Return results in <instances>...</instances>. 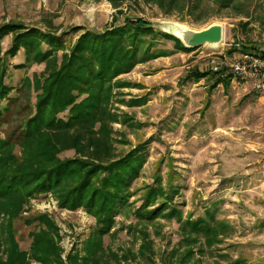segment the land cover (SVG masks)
Here are the masks:
<instances>
[{"label":"rangeland","instance_id":"obj_1","mask_svg":"<svg viewBox=\"0 0 264 264\" xmlns=\"http://www.w3.org/2000/svg\"><path fill=\"white\" fill-rule=\"evenodd\" d=\"M139 18L153 31L132 67L112 78L92 125L77 121L88 93L64 107L71 93L50 89L49 73L88 30ZM213 24L225 29L220 47L188 51L167 37L176 25ZM3 26L12 29L0 38V89L12 88L0 94V264L13 246L30 264H264V90L212 68L238 55L231 42L264 44V0H0ZM32 30L62 47L42 60L25 46L8 51ZM120 167L136 175L119 181L112 208L89 202V189L72 209L82 182L103 190L98 174L114 183ZM46 171L59 179L50 185ZM211 212L215 231L205 227ZM41 238L61 246L59 261L35 258Z\"/></svg>","mask_w":264,"mask_h":264},{"label":"trees","instance_id":"obj_2","mask_svg":"<svg viewBox=\"0 0 264 264\" xmlns=\"http://www.w3.org/2000/svg\"><path fill=\"white\" fill-rule=\"evenodd\" d=\"M133 22L134 21H131L132 24L127 25V23L120 27H116L114 30H109L105 33H97L88 30L83 36H81V38L75 44L71 51V54L63 56V66L58 71L49 73L50 76H48L49 80L47 81L48 83H50V89L52 88V86H54V92L66 91L68 93H71L68 95L69 97L65 100L63 104L64 107H67L71 104L78 105V103H76L75 101H78L81 98V95L83 96L84 94L88 93V96H85V98H82L79 101L82 102V115L80 114V109L76 108L75 106V116L77 117V121L82 117V123L86 122L92 125L97 120L96 114L99 110L102 111L106 108L105 106L109 104L110 98L112 97V78L118 73L120 69L129 70L132 67V64H130V62L136 60V52L138 51V49H140L142 45L141 36L146 35V33L150 31H153V29L148 28L146 26V20L144 18H139L137 21H135L134 23ZM11 29V26H3L0 30V38L4 35V33H7L8 30ZM51 36L53 35L46 32L44 33L39 30L22 32L21 34L16 36L13 46L8 51L14 53L15 56L20 46H25L26 52L24 51V54H26L28 58L29 56L34 54L33 52L36 51V54H34V58H36L37 60L38 58L45 59L51 56L53 53H56L55 51L62 47L60 39L56 36ZM129 36H131V38ZM167 37L170 39H174L177 43L181 42L178 38L173 35H167ZM129 38L132 39V48L128 47L127 45V40ZM43 44H47L50 49L39 48L40 45ZM183 46L185 47V45ZM243 48L250 49L249 46L248 48H245V46H243ZM185 49L188 51H194L198 48L190 49L185 47ZM236 50L238 49L236 47H233L229 50V53H234ZM8 64H10V62ZM193 75L195 77L202 78L207 74H202L201 72L196 71L193 72ZM10 88H12V86L8 83L4 84V86H2V88L0 89V94L4 90L6 91ZM9 93H7L8 97L11 95ZM73 97L74 100L71 101ZM3 115H5V113L0 111V119L3 118ZM62 123L65 125L67 124V122ZM134 161L135 159L127 161L124 165V169L129 170V165L132 163V165H136ZM61 164L68 166L67 162ZM70 167L71 166L69 165L68 168ZM117 169L119 172H116L114 174V178L116 180V182L114 183L110 181L108 177L109 173H107L105 169L102 170L104 172H100L98 174L96 181L103 179V181L101 180L103 183V190H99V188H97L93 182L91 185L89 183L90 186L86 185L88 183L86 181L88 180V178H86L84 182L87 183L84 184L82 182L79 194L72 198L70 197V201L72 202V209L80 206L79 203H81V194L82 197L83 194L85 196L84 191H87L89 189H91V191L89 192L88 196L86 195L89 202H91L92 199H94L96 203L98 201H103V203L105 202V206L112 208V201H114L115 195L118 196L120 194V191L114 190L121 186L119 181L127 183L129 179L132 178V176L136 175L135 172L134 175H130V177L128 178L124 174H121L124 171L122 167ZM107 171L109 172V170ZM43 175V177H46L45 180L50 182V185L54 181L58 180L60 177L59 172L51 173V171H46ZM43 177L39 181H41ZM11 180H13V177L11 178ZM209 217V219H204L205 223L207 224V226L205 227L211 229V231L218 230L219 225H214L216 224L214 212L213 214L211 212L209 214ZM103 224L104 222L102 223V225ZM41 239L42 240L39 241L44 242V244L38 242L35 246H32V250L35 252V258L43 262L46 261L47 263H50V260L52 259L59 261L61 246H59L55 241H53L52 238L48 239V241L43 238ZM91 251H93V254L95 255H97L98 253L97 248ZM10 252L12 259L11 263L30 264V262H28L26 259L25 253L21 252L18 247L13 246ZM90 262L93 264L97 263L96 260H90L88 262H84V264H90Z\"/></svg>","mask_w":264,"mask_h":264},{"label":"built area","instance_id":"obj_3","mask_svg":"<svg viewBox=\"0 0 264 264\" xmlns=\"http://www.w3.org/2000/svg\"><path fill=\"white\" fill-rule=\"evenodd\" d=\"M229 45L238 49V55L233 61H223L222 65L213 64V70L242 79L258 91L264 90V50L244 49L240 42Z\"/></svg>","mask_w":264,"mask_h":264},{"label":"water","instance_id":"obj_4","mask_svg":"<svg viewBox=\"0 0 264 264\" xmlns=\"http://www.w3.org/2000/svg\"><path fill=\"white\" fill-rule=\"evenodd\" d=\"M169 34L178 38L187 48L220 47L224 42L225 29L222 24H213L202 30H192L183 25H176Z\"/></svg>","mask_w":264,"mask_h":264},{"label":"crops","instance_id":"obj_5","mask_svg":"<svg viewBox=\"0 0 264 264\" xmlns=\"http://www.w3.org/2000/svg\"><path fill=\"white\" fill-rule=\"evenodd\" d=\"M263 39H264V38H263ZM250 49H251V50H257V51H258V50H264V44H263V45H256V46H255V45H254V46H251V45H250Z\"/></svg>","mask_w":264,"mask_h":264}]
</instances>
